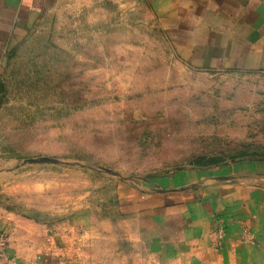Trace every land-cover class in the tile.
<instances>
[{
    "label": "rangeland",
    "instance_id": "rangeland-1",
    "mask_svg": "<svg viewBox=\"0 0 264 264\" xmlns=\"http://www.w3.org/2000/svg\"><path fill=\"white\" fill-rule=\"evenodd\" d=\"M157 22L148 0H60L8 53L0 264H264L253 233L164 252L148 212L131 216L157 190L264 194V64L192 69ZM40 157L58 163L22 164Z\"/></svg>",
    "mask_w": 264,
    "mask_h": 264
},
{
    "label": "crops",
    "instance_id": "crops-1",
    "mask_svg": "<svg viewBox=\"0 0 264 264\" xmlns=\"http://www.w3.org/2000/svg\"><path fill=\"white\" fill-rule=\"evenodd\" d=\"M59 1L0 0V74L8 53L37 30ZM148 3L182 64L211 72H254L262 68L264 0ZM217 189L213 200L204 193L198 198L195 192L157 190L140 198L131 216L139 215L140 210L148 212L144 217L145 230L161 236L163 240L157 239V246L164 252L169 246L187 252L190 243L213 251L218 245L246 238L245 232L254 234L257 249L264 245V194H237L235 189L224 191L221 186ZM8 227L7 223H0V230L6 233Z\"/></svg>",
    "mask_w": 264,
    "mask_h": 264
},
{
    "label": "built area",
    "instance_id": "built-area-1",
    "mask_svg": "<svg viewBox=\"0 0 264 264\" xmlns=\"http://www.w3.org/2000/svg\"><path fill=\"white\" fill-rule=\"evenodd\" d=\"M8 235L5 231L0 230V261H7Z\"/></svg>",
    "mask_w": 264,
    "mask_h": 264
},
{
    "label": "water",
    "instance_id": "water-1",
    "mask_svg": "<svg viewBox=\"0 0 264 264\" xmlns=\"http://www.w3.org/2000/svg\"><path fill=\"white\" fill-rule=\"evenodd\" d=\"M58 162L54 159H49L46 157H40L36 159H26L25 161L22 162V164H57ZM108 174H113L109 170H104Z\"/></svg>",
    "mask_w": 264,
    "mask_h": 264
}]
</instances>
